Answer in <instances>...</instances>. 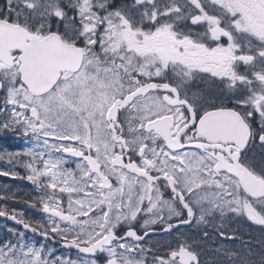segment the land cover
Returning <instances> with one entry per match:
<instances>
[{"label":"snow or ice","instance_id":"1","mask_svg":"<svg viewBox=\"0 0 264 264\" xmlns=\"http://www.w3.org/2000/svg\"><path fill=\"white\" fill-rule=\"evenodd\" d=\"M0 132L44 217L0 207V264H257L225 242L264 229V0H4Z\"/></svg>","mask_w":264,"mask_h":264},{"label":"flooded vegetation","instance_id":"2","mask_svg":"<svg viewBox=\"0 0 264 264\" xmlns=\"http://www.w3.org/2000/svg\"><path fill=\"white\" fill-rule=\"evenodd\" d=\"M26 146H30V145L25 144L23 137H19L13 132H0V152L16 151ZM261 151L262 150L259 146V143L257 142L253 146L252 153L250 154L255 155L257 158H259V154ZM8 167L9 166L5 162L0 161V168L7 169ZM17 170L21 171V173L23 174V169H17ZM2 177L4 176H0V178ZM12 182L15 184L16 194L19 197H22L24 199H30L37 195L33 185H31L30 182L18 178L17 179L12 178ZM6 204H11V208L15 207L19 210H23L27 218H31L33 220H41L44 218L41 211H39L38 209L30 208L28 205H25L24 203H17L15 201L8 200L6 201ZM8 228H21V226L11 221L10 219L0 217V239H5L8 237L9 235L7 232ZM231 228L237 230V234L241 237V239H238L234 242L226 241L225 243L229 244V246L231 247L244 251L245 249L242 248V242L251 241L250 246L252 251L255 253L252 259L257 261L258 264L261 253L262 251H264V229L245 219L236 220L231 224ZM181 230L187 231L190 234H194L193 229L182 228ZM29 235L31 234L29 233ZM36 239H40V238L36 237ZM165 239H167V237H165ZM47 243L49 244L50 247L56 249L58 254L66 253L68 251L67 249L61 247V245L58 243H54L52 241H48ZM216 246L217 243L213 241H209L207 242V244L204 245L205 256L203 258L205 260H211L213 258L211 249L215 248ZM71 253L76 255V250H72Z\"/></svg>","mask_w":264,"mask_h":264},{"label":"rangeland","instance_id":"3","mask_svg":"<svg viewBox=\"0 0 264 264\" xmlns=\"http://www.w3.org/2000/svg\"><path fill=\"white\" fill-rule=\"evenodd\" d=\"M5 185L8 187V189L11 192L16 193V187H15V184L12 182V178L11 177H2V178H0V189H3ZM0 206H7V207L11 208V204H6V201H0ZM56 254L57 255H62V254H65V253L58 254L57 251H56ZM71 254H72L73 258H75L76 255H74L73 253H71Z\"/></svg>","mask_w":264,"mask_h":264},{"label":"trees","instance_id":"4","mask_svg":"<svg viewBox=\"0 0 264 264\" xmlns=\"http://www.w3.org/2000/svg\"><path fill=\"white\" fill-rule=\"evenodd\" d=\"M4 3V0H0V4H3Z\"/></svg>","mask_w":264,"mask_h":264},{"label":"water","instance_id":"5","mask_svg":"<svg viewBox=\"0 0 264 264\" xmlns=\"http://www.w3.org/2000/svg\"><path fill=\"white\" fill-rule=\"evenodd\" d=\"M73 250H75V249H73Z\"/></svg>","mask_w":264,"mask_h":264}]
</instances>
